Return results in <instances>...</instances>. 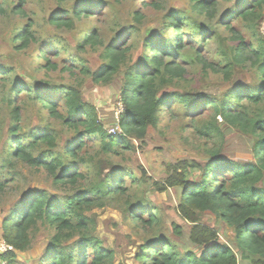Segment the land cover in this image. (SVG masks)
Returning <instances> with one entry per match:
<instances>
[{"label":"rangeland","instance_id":"374dc122","mask_svg":"<svg viewBox=\"0 0 264 264\" xmlns=\"http://www.w3.org/2000/svg\"><path fill=\"white\" fill-rule=\"evenodd\" d=\"M82 1L0 0V181L4 183V190L0 193V245L4 242L3 219L29 192L45 191L54 202L62 204L67 197L94 186L101 168L108 169L110 165L124 172L133 171L137 176L133 179L136 181L133 187L125 178L128 189L125 198L85 212L93 222L90 228L92 235L112 253L113 264H140L135 255L143 237L161 235L177 241L174 225L182 232L178 245L180 251L185 245L186 249L200 255L201 246L191 241L194 227L198 226L215 234L212 242L230 245L233 233L225 222L210 212L199 214L188 208L182 209L180 187L167 186L171 177L181 173V164L189 161L204 166L209 161L208 152L220 145L223 146L222 154L228 158L240 162L250 160L251 139L228 128L219 117L216 120L224 133L223 142L219 138L206 142L196 136L195 126L212 121L211 109L199 106L194 112H205L198 116L183 111L180 105L175 104L176 108L169 113L168 109L173 105L171 102L162 110L156 128L148 130L145 141L139 144L130 140L134 150L118 156L108 158L100 154L99 141L84 138V149L78 155L87 160V164L79 166L83 167L79 169L84 174V180L75 186L57 184L43 170L9 157L12 151L9 130L15 125L12 111L17 107V135L23 143L28 142L29 135L52 133L57 145L53 150L54 156L61 157L65 167L76 163L65 154L66 148L76 142V134L37 103L38 87L42 88V92L48 90L53 101L61 95V92L54 94L53 87L78 88L82 100L96 108L105 131L110 135H122L118 126L122 114L119 98L122 75L104 84L94 83L90 75L82 73L83 70L91 73L100 70L105 62L102 57L106 47L117 45L120 50H126L127 60L138 65L145 55H150L146 51V38L154 37L156 42L169 40L173 47L174 37H180V51L172 49L170 52L173 53L162 56V59L176 62L183 73L161 93L221 97L236 84L254 83L255 75L249 69V63L232 67L227 80L219 70L228 64L229 49L237 45L230 37L239 35L244 47H249L252 35H263L264 21L255 22L251 29L245 27L236 17V0H213L215 4L209 12L210 16L194 10L192 0H87L92 7L96 5L94 10L87 16L80 14L78 19H73L71 15L77 7L83 6L80 4ZM63 12L67 16L62 14L61 17L72 19L70 29L57 28L48 23L51 15ZM173 19L178 22L177 34L168 26ZM226 26L231 27V31ZM25 30H28L30 38L27 47L20 49L21 41L15 42L14 38ZM84 33L92 37L93 45L82 42ZM196 53H199L205 66L195 59ZM20 80L31 86L30 91L12 90ZM57 105L58 113L63 115L62 104L58 102ZM46 151L45 146H40L33 153L38 156ZM103 164L104 167H101ZM141 169L147 175L146 179L142 177L143 182L140 180ZM187 170L191 183L199 180L200 171ZM61 171L58 170V173ZM137 201L145 202L148 210L156 213L159 220L157 228L149 230L125 213L126 205ZM52 236L51 227L38 225L29 238L28 250L17 252L15 264H39ZM77 239L78 236H74L67 244L74 247ZM90 257L91 252L87 259ZM0 264L3 263L0 261Z\"/></svg>","mask_w":264,"mask_h":264},{"label":"trees","instance_id":"16d2710c","mask_svg":"<svg viewBox=\"0 0 264 264\" xmlns=\"http://www.w3.org/2000/svg\"><path fill=\"white\" fill-rule=\"evenodd\" d=\"M62 2L63 0H59ZM192 8L199 13L209 12L214 8L215 1L192 0ZM232 1V0H224ZM72 13L73 19L80 14L87 16L96 5L84 0ZM91 5V6H90ZM238 9L236 17L245 27L251 29L254 23L264 21V0H236ZM90 6V7H88ZM98 7V6H97ZM92 8V9H91ZM80 10V12H78ZM63 13H56L48 18V23L57 28L70 29L71 18L61 17ZM179 33L178 22L173 19L168 25ZM229 31L231 27L226 26ZM84 44L93 45L92 37L83 35ZM30 35L28 30L21 32L14 41H21L20 49L27 47ZM231 40L237 45L229 49V61L219 70L224 79L234 66L249 63V69L254 73V83H240L229 88L221 97L213 95L190 96L180 93H164L161 91L178 80L183 73L176 62L163 61L162 56H168L172 49L179 52L182 39L174 37L173 47L169 40L156 42L154 37L145 40V55L138 65L127 60L126 50H120L117 45L108 46L103 50V63L100 70L82 73L90 75L94 83H109L122 75V87L119 98L122 102V114L118 126L122 135H110L105 131L97 110L94 106L82 100L78 88L53 87V92H61L53 101L49 91L38 87L36 101L49 115L58 119L68 130L76 134V142L66 148V155L76 161L66 167L61 157L54 156L56 139L52 133L29 135L27 143H23L18 132V109L13 108L14 124L9 130V143L12 151L9 157L24 164L43 170L53 181L60 185L75 186L84 180L79 166L87 164V160L80 158L84 149V138L96 139L100 143V154L106 157L118 156L122 152L134 150L130 140L141 144L145 141L149 129L156 128L162 110L171 102L168 112L171 113L180 105L183 111L194 112L199 106L211 109L212 121L202 122L194 127L196 136L206 142L219 138L224 141V133L219 128L217 117L221 118L228 128L238 134L251 139L250 160L237 161L222 154L223 146L208 152L209 161L204 166L185 161L181 164V173L175 174L167 181L168 187H180L181 208H188L199 214L210 212L225 222L233 233V239L228 244L212 242L215 234L203 227H194L191 241L201 246L199 256L193 250H179V237L182 232L178 226H173V232L178 237L173 241L161 235L143 237L139 245V252L135 259L140 264H264V31L261 37L251 36L252 45L244 47L239 35H232ZM195 59L203 64L199 53ZM205 66V64H203ZM210 66V65H208ZM50 68H54L51 66ZM50 70V69H49ZM23 80V79H22ZM25 81H18L14 92L30 91ZM64 108V114L57 111V103ZM11 105V102L9 103ZM45 146L47 151L34 155L33 151ZM73 161V162H74ZM105 164V163H104ZM104 164L101 167H104ZM188 168L200 171L199 180L191 183L188 180ZM62 169L60 173L58 170ZM141 181H145L146 173L141 169ZM135 172H124L116 166L110 165L100 170L96 184L82 192L67 197L62 204L54 202L45 191L29 192L22 198L15 208L5 217L1 224L4 243L12 248L11 251L1 252L0 261L4 264H15L17 252H25L29 248V238L38 225L51 227L53 236L50 238L39 264H113V256L109 250L102 247V242L95 238L90 228L93 222L85 215L86 211L101 208L117 199L125 198L128 189L125 178L130 187L136 184L133 180ZM144 177V179H142ZM4 190V183L0 181V193ZM125 213L132 216L134 221L149 230L157 228L159 220L156 213H151L145 202H130L125 207ZM147 233V231H145ZM78 236L74 247L67 243ZM91 257L88 260V254Z\"/></svg>","mask_w":264,"mask_h":264},{"label":"built area","instance_id":"2783aa9c","mask_svg":"<svg viewBox=\"0 0 264 264\" xmlns=\"http://www.w3.org/2000/svg\"><path fill=\"white\" fill-rule=\"evenodd\" d=\"M122 110H123V108H122ZM11 250H12V248L10 246H8L6 243H4V242L1 243V245H0V251L1 252L11 251Z\"/></svg>","mask_w":264,"mask_h":264}]
</instances>
